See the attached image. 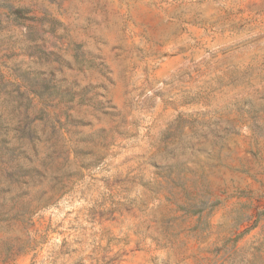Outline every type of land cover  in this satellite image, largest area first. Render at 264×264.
I'll list each match as a JSON object with an SVG mask.
<instances>
[{
  "label": "rangeland",
  "instance_id": "obj_1",
  "mask_svg": "<svg viewBox=\"0 0 264 264\" xmlns=\"http://www.w3.org/2000/svg\"><path fill=\"white\" fill-rule=\"evenodd\" d=\"M0 264H264V0H0Z\"/></svg>",
  "mask_w": 264,
  "mask_h": 264
}]
</instances>
